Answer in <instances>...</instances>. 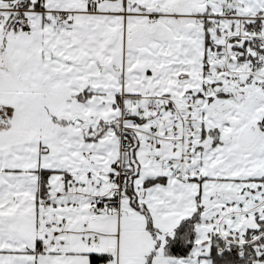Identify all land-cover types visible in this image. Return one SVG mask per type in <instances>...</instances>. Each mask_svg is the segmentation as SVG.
Masks as SVG:
<instances>
[{
  "label": "snow or ice",
  "instance_id": "1",
  "mask_svg": "<svg viewBox=\"0 0 264 264\" xmlns=\"http://www.w3.org/2000/svg\"><path fill=\"white\" fill-rule=\"evenodd\" d=\"M0 264H264V0H0Z\"/></svg>",
  "mask_w": 264,
  "mask_h": 264
}]
</instances>
